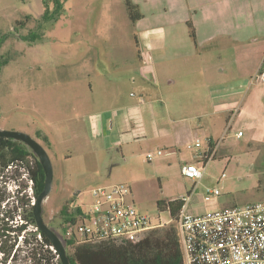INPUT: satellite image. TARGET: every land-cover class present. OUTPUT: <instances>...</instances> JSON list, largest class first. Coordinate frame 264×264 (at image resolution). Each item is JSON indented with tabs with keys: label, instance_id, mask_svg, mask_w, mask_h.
<instances>
[{
	"label": "rangeland",
	"instance_id": "obj_1",
	"mask_svg": "<svg viewBox=\"0 0 264 264\" xmlns=\"http://www.w3.org/2000/svg\"><path fill=\"white\" fill-rule=\"evenodd\" d=\"M119 1L114 0L109 10L112 27L107 35L96 26V11L87 16L85 34L77 35L72 20L74 0L65 1L61 15L55 12L56 0H0V127L30 134L51 157L54 182L44 203L46 222L59 233L64 205L71 202L73 209L86 211L96 186L121 182L131 187L138 212L155 221L171 219L169 210L158 208L161 199L186 197L199 213L264 199V141L253 140L250 131L238 136V130L226 129L235 102L228 94L234 82L215 84L208 77L207 84L197 63L187 68L171 67L167 60L154 64L152 31L141 32L154 28L152 14L163 15L164 5H146V17L135 28ZM193 2L199 4L200 25L198 30L194 25L185 26L188 40H181L178 46H190L194 62L202 58L209 65L225 52L227 68L249 69L254 57L246 59L245 52L260 55L264 47V0ZM179 17L178 12L166 19L162 16V22L177 28ZM29 27L40 30L33 29L35 35L17 41L15 33L27 35ZM134 32L139 34L146 62L129 65L123 59L138 47ZM255 38L259 40L254 42ZM112 45L118 50L110 51ZM111 61L119 62L108 66ZM210 72L215 73L216 67H210ZM141 98L153 104V113L149 108L144 115L142 107L135 106L137 111L131 117L140 123L137 132L123 133L111 127V122L102 126L100 116L93 113ZM152 116L158 123L163 119L166 127L178 120V143L163 150L164 155L149 143ZM188 126H194V132H188ZM206 134L220 141L221 148L202 179L195 181L182 174V166L195 163L203 167L195 150L207 146ZM197 142L201 147H196ZM148 151L155 153V160L148 161ZM30 185L26 167L15 162L6 169L0 180L6 207L12 206L18 191L20 196L30 194ZM209 189H218L219 194L209 195ZM17 219L15 223H21L19 216ZM7 264L22 263L18 258Z\"/></svg>",
	"mask_w": 264,
	"mask_h": 264
},
{
	"label": "built area",
	"instance_id": "obj_2",
	"mask_svg": "<svg viewBox=\"0 0 264 264\" xmlns=\"http://www.w3.org/2000/svg\"><path fill=\"white\" fill-rule=\"evenodd\" d=\"M252 81L264 82V71H258ZM140 101L144 103V99ZM237 134L242 136L243 132ZM209 144L211 146V142ZM200 146L196 143V147ZM155 157L154 152L147 154L148 161ZM196 157L203 167L189 163L182 166V174L198 181L204 176L214 153L209 148L198 152ZM30 182L31 195L33 181L30 179ZM208 194L218 195L219 190L209 189ZM92 195L94 200L88 210H82L73 221L61 224L59 234L65 241L99 243L142 238L173 222L172 217L155 221L140 214L131 199V187L126 183L96 186ZM182 199L185 203L178 214L177 226L184 264H264V200L198 214L188 210L186 197ZM35 200L33 197L32 205ZM15 222L11 221V224L15 225Z\"/></svg>",
	"mask_w": 264,
	"mask_h": 264
},
{
	"label": "crops",
	"instance_id": "obj_3",
	"mask_svg": "<svg viewBox=\"0 0 264 264\" xmlns=\"http://www.w3.org/2000/svg\"><path fill=\"white\" fill-rule=\"evenodd\" d=\"M65 1L66 0H64L63 2L64 7H65ZM132 1L133 3L137 4L140 7V10L143 14V16L135 22H133L130 19L126 1L125 0L119 1V5L121 4L124 6L121 7V9L125 13V17L127 21L130 22L132 26H134L135 28L136 26L142 24V22L146 17V14L144 13V9L146 5H149L150 3H154L156 7H158V4L164 5L163 15L160 12H158L159 13L158 15L152 14L154 15V20H155L152 26L154 28H152V30H142L141 32V34H143L147 31H152L153 39L150 40V42L152 43L151 51L154 53L153 63L163 64L162 62L167 60L169 61V65H171V67L174 68L195 67V63H197L198 65L196 66H198V68L201 69L200 73H202V75L204 74V76L205 75L207 76L205 78L207 84H210L208 77H212L215 84L224 85L230 81L234 82V85L231 86V90L230 92H228V94L235 102H233L234 107L229 109L230 115L228 116L229 118L227 121L226 129H228V131L232 129L238 130V132L243 131L244 133L242 136L245 135L246 131H250L252 133L253 140L259 139L261 141H264V82L255 83L252 81L253 76L258 71H264V57H263L264 47L262 48L261 50L262 53L260 55L258 54L253 55L250 52H245L246 59L252 58V56L254 57L253 62H251L250 68L246 70H243L242 68L240 70L233 71L230 68H227L225 64L227 55L225 52L219 53L218 60L211 62L209 65L202 58L201 61L194 62V56L192 55V50L190 46L188 47V45H186L185 47H180L178 46V43L181 40L186 42L187 29L185 28V26L189 25L190 23L189 21H191L192 22L191 24L194 25L195 29L198 30V25H200L199 20L201 18V14H199L198 6H196L199 4L196 2L194 4L193 2L197 0H165V1L164 0H132ZM114 4H115L114 0H74L75 15L73 14L72 20H73V29L75 28V33H77V35L85 34V28H88V25L86 24L87 16L92 11H96L97 14L95 17L97 19L96 26L99 25L98 30H100L102 35H107L108 30L112 27L111 26L112 22H108L111 19L109 16L110 15L109 10L112 11V5ZM94 5H98V6L96 7ZM176 12L180 14V17L176 22L177 28H174L172 23L162 22V16H164L165 17L164 19H166V16L171 17ZM56 13L61 15V9H59L58 12L56 11ZM205 16H207V18H211L207 14ZM59 21L61 22V17L59 18ZM29 28L30 30L34 29L32 27ZM34 30L39 31L40 28H35ZM133 35L134 38L136 39L138 47L136 49L132 48L128 53H126L123 61L129 65L137 64V63L140 64L139 62L145 63L146 57L144 56L142 52V48L140 47L141 40L139 34L134 32ZM258 40L259 38H255L254 42H257ZM90 45L92 46V44ZM116 50H118V47L114 45L110 47V51H116ZM115 62H119V61H111L110 63L107 64L108 66H112ZM214 66L216 67V72L210 75L211 74L210 67H214ZM170 81L172 83L174 82L173 79H171ZM212 93L215 94V91L212 90ZM147 103L148 104H146L145 101L144 103H142L140 99H138L136 103H127L123 106H119L117 104V105L109 106L108 108L101 107L99 109H96L93 113L94 115H96V117L97 115L100 116L98 120L102 122L101 123L102 126L106 127L107 124L110 125L111 122V127L113 128L118 127L119 131L123 133H132L133 131L137 132L136 129L139 130L138 125H140V123L136 122V120L133 121L131 117L132 115H135V112L137 111L135 106H141L144 115L149 113V108H151V113H153V108H152L153 104L150 102ZM107 113H111L113 120L111 118L109 119L110 114ZM212 113L214 114V112ZM105 114H107L106 117H104ZM152 118L153 119H151L150 122L152 139L149 141V143H154L155 144L154 147H157L158 150H161L163 152L162 155H164V151L170 150L172 147H175L178 143L177 142L178 137L177 139L175 138L176 137L175 133L180 131L178 129V120L177 119L172 120V127L170 124L168 127H166L162 125L164 123L163 119L161 123H158L155 117L152 116ZM173 124H176L175 126L176 128L173 127ZM186 130L188 132H194L195 128L194 126H188ZM207 135L208 134H206V136ZM207 139H208L207 146L203 150L200 149L195 150V155L200 151H205L210 148V151L214 153V157L212 160L208 161L207 165H209L211 161L213 162L216 160L221 147H220V141H216L213 136L211 137L207 136ZM209 142H211V146ZM108 185H112V184H108ZM250 202H254V201H249L247 203ZM187 208L190 212L193 213H198V214L205 213V212H201V213L196 212L191 208V205H189L188 203H187Z\"/></svg>",
	"mask_w": 264,
	"mask_h": 264
},
{
	"label": "trees",
	"instance_id": "obj_4",
	"mask_svg": "<svg viewBox=\"0 0 264 264\" xmlns=\"http://www.w3.org/2000/svg\"><path fill=\"white\" fill-rule=\"evenodd\" d=\"M64 0H56L55 12L62 8ZM130 19L135 22L143 14L132 0H125ZM45 17V16H44ZM190 27L192 24L189 23ZM192 34L195 36L193 29ZM15 162L27 168L33 181V193L25 192L15 197L12 206L6 207L5 193L0 187V264L21 259L22 264H61L58 253L47 235L36 229L32 200L44 188L45 172L30 147L18 139L0 137V175L7 166ZM182 198L161 199L158 208L169 210L173 222L160 227L142 238L99 243L79 242L67 239V250L72 264H184L182 245L177 226L178 214L184 205ZM5 205L4 207H2ZM72 211V212H71ZM64 205L61 215L64 222L73 221L82 209H71ZM23 220L12 225L10 219ZM18 220V219H17ZM9 231H13L11 236ZM40 235V236H39Z\"/></svg>",
	"mask_w": 264,
	"mask_h": 264
},
{
	"label": "water",
	"instance_id": "obj_5",
	"mask_svg": "<svg viewBox=\"0 0 264 264\" xmlns=\"http://www.w3.org/2000/svg\"><path fill=\"white\" fill-rule=\"evenodd\" d=\"M0 137L18 139L26 143L40 161L45 172V183L43 190L38 195L33 205L36 226L52 241L53 247L58 253L61 263L72 264L67 250L66 241L46 222L44 217V203L52 191L54 182L53 163L47 149L37 139L23 131L2 129L0 127Z\"/></svg>",
	"mask_w": 264,
	"mask_h": 264
},
{
	"label": "flooded vegetation",
	"instance_id": "obj_6",
	"mask_svg": "<svg viewBox=\"0 0 264 264\" xmlns=\"http://www.w3.org/2000/svg\"><path fill=\"white\" fill-rule=\"evenodd\" d=\"M16 29V28H15ZM33 33H35L33 30H30L29 32H28V34L26 35L25 33H21V32H16L15 34L16 35H14L15 37H16V40L17 41H20V42H22V41H25V39L27 40V36H31V34H33ZM33 35H35V34H33ZM10 167V165L9 166H7L5 169H4V171L2 172V174L0 175V180H4V178H5V170L6 169H8ZM8 180H10L11 179V176L10 175H8ZM68 205H69V210H71V209H73V203H68ZM9 221H10V223H11V221H14V219H10V217H9ZM9 234L12 236L13 234H14V232L13 231H9Z\"/></svg>",
	"mask_w": 264,
	"mask_h": 264
}]
</instances>
